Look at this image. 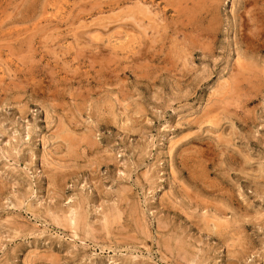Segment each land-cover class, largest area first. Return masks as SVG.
Returning <instances> with one entry per match:
<instances>
[{
  "label": "rangeland",
  "instance_id": "rangeland-1",
  "mask_svg": "<svg viewBox=\"0 0 264 264\" xmlns=\"http://www.w3.org/2000/svg\"><path fill=\"white\" fill-rule=\"evenodd\" d=\"M0 264H264V0H0Z\"/></svg>",
  "mask_w": 264,
  "mask_h": 264
},
{
  "label": "bare ground",
  "instance_id": "bare-ground-1",
  "mask_svg": "<svg viewBox=\"0 0 264 264\" xmlns=\"http://www.w3.org/2000/svg\"><path fill=\"white\" fill-rule=\"evenodd\" d=\"M77 1H78V0H77ZM183 2H184V1H183ZM183 2H182V4H183ZM138 3H139V2H138ZM200 3H201V2H200ZM144 4H145V2H144ZM182 4H181V5H182ZM62 6H63V5H62ZM138 6H139V5H138ZM141 6H142V5H141ZM198 6H199V5H198ZM64 7H66V6H64ZM144 7H145V6H144ZM195 7H196V6H195ZM62 8H63V7H62ZM128 8H129V7H128ZM130 8L132 9V7H130ZM134 8H135V7H134ZM134 8H133V9H134ZM146 8H147V6H146ZM115 9H116V8H115ZM123 9H124V8H123ZM137 9H139V8H137ZM144 9H145V8H144ZM144 9H143V10H144ZM57 10H58V9H57ZM60 10H61V9H60ZM126 10H127V9H126ZM141 10H142V9H141ZM141 10H140V11H141ZM145 10H146V9H145ZM148 10H149V9H148ZM164 10H165V7H164ZM200 10H201V9H200ZM58 11H59V10H58ZM112 11H113V10H112ZM129 11H131V10H129ZM146 11H147V10H146ZM151 11H152V10H150L149 12H151ZM160 11H161V10H160ZM166 11H167V10H166ZM193 11H195V10H193ZM196 11H198V10L196 9ZM196 11H195V12H196ZM103 12H104V11H103ZM137 12H139V11H137ZM142 12H143V11H142ZM167 12H168V11H167ZM63 13H64V12H63ZM126 13H127V11H126ZM159 13H160V12H159ZM162 13H163V12H162ZM155 14H156V13H155ZM157 14H158V13H157ZM164 14H165V13H164ZM55 15H57V13H56ZM120 15H121V13H120ZM122 15H123V14H122ZM124 15H126L125 12H124ZM134 15H136V13H134ZM134 15H132V17H131V16H130V17H131V18H134V19H137V16H136V18H135ZM140 15H141V14H140ZM143 15H144V13H143ZM147 15H148V14H147ZM126 16H127V15H126ZM156 16H157V15H156ZM172 16H173V15H172ZM103 17H104V16H103ZM148 17H149V16H148ZM154 17H155V16H154ZM107 18H108V17H107ZM127 18H128V17H127ZM127 18H126V19H127ZM151 18H152V16L150 17V19H151ZM104 19H105V18H104ZM116 19H117V18H116ZM152 19H153V18H152ZM155 19H156V18H155ZM99 20H100V19H99ZM105 20H106V19H105ZM109 20H110V19H109ZM140 20H141V19H140ZM140 20L137 19L136 22H139V23H140V22H141ZM153 20H154V19H153ZM160 20H161V19H160ZM106 21H108V20H106ZM117 21H118V20H117ZM124 23H125V22H124ZM129 24H130V22H129ZM142 24H143V22H142ZM131 26H132V25H131ZM134 26H135V25H134ZM144 26H145V25H144ZM105 27H106V26H105ZM139 27H141V26H139ZM157 27H158V26H157ZM152 28H155V27H152ZM150 29H151V28H150ZM155 29H156V28H155ZM162 29H163V28H162ZM141 31H142V30H141ZM150 31H151V30H150ZM171 31H172V30H171ZM180 31H181V30H180ZM124 32H125V31H124ZM144 32L147 33V31H144ZM137 33H138V32H137ZM126 34H127V33H126ZM75 35H76V34H75ZM112 35H113V34H112ZM50 36H51V35H50ZM146 36H147V35H146ZM125 37H126V35H125ZM127 37H128V36H127ZM147 37H150V36H147ZM135 38H137V37H135ZM143 38H144V37H143ZM127 39H128V38H127ZM145 39H146V37H145ZM145 39H144V40H145ZM147 39H148V38H147ZM156 39H157V38H156ZM122 40H123V41H126V40H124V39H122ZM149 40H150V39H149ZM11 41H12V40H11ZM114 41H115V40H114ZM127 41H128V40H127ZM134 41H135V42H134ZM134 41H133V42L136 44V39H135ZM110 42H111V41H110ZM149 42H150V41H149ZM126 43H127V42H126ZM139 43H140V41H139ZM150 43H151V42H150ZM115 44H116V43H115ZM121 44H123V43H121ZM127 44H128V43H127ZM127 44H126V45H127ZM129 44H130V43H129ZM137 44H138V43H137ZM151 44H152V43H151ZM130 45H131V44H130ZM124 46H125V43H124ZM132 46H134V45H132ZM135 46H136V45H135ZM125 48H126V47H125ZM133 48H135V47H133ZM136 49H137V48H135V50H136ZM132 50H134V49H132ZM244 70H245V69H244ZM250 72H251V71H250ZM60 99H61V98H60ZM221 106H222V105H221ZM224 109H226V108H224ZM209 113H210V112H209ZM215 113H216V112H215ZM215 113H214V114H215ZM216 114H217V113H216ZM207 115H208V113H207ZM219 115H220V114H219ZM208 116H209V115H208ZM216 116H218V115H216ZM218 117H219V116H218ZM218 117H217V118H218ZM207 118H208V117H207ZM215 119H216V117H215ZM218 119H219V118H218ZM219 120H220V119H219ZM70 121H71V120H70ZM205 121H206V120H205ZM207 121H208V120H207ZM73 122H74V121H73ZM214 123H216V122H214ZM214 123H213V124H214ZM219 123H220V122H219ZM219 123H218V124H219ZM214 125H215V124H214ZM61 130H62V129H61ZM63 130H64V129H63ZM58 136H59V135H58ZM59 137H60V136H59ZM221 137H222V136H221ZM82 219H83V218H82ZM75 225H76V224H75Z\"/></svg>",
  "mask_w": 264,
  "mask_h": 264
}]
</instances>
